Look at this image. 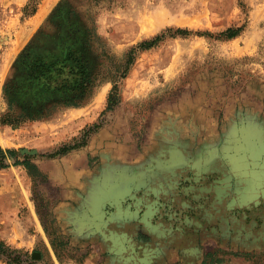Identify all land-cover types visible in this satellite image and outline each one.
<instances>
[{
  "label": "rangeland",
  "instance_id": "rangeland-1",
  "mask_svg": "<svg viewBox=\"0 0 264 264\" xmlns=\"http://www.w3.org/2000/svg\"><path fill=\"white\" fill-rule=\"evenodd\" d=\"M29 2L0 0V145L22 154L36 151L31 170H0V237L29 251L37 264H103V250L74 240L56 218L64 185L55 181L68 161L61 149L94 125L111 129L120 143L128 137L141 144L148 129L175 121L200 127L215 115L221 129L224 113L264 116V0H41L33 16L25 11ZM244 25L236 38L218 37ZM168 29L195 34L139 51L127 68L134 47ZM69 47L91 70L95 88L85 102L105 108L97 122L72 140L59 139V126L73 108L67 105L76 99L73 93H50L38 103L50 115L41 120L51 123L48 129L33 128L34 122L3 125L2 117L12 112L6 89L25 77L20 64L27 52L58 59ZM116 84L121 101L110 110Z\"/></svg>",
  "mask_w": 264,
  "mask_h": 264
},
{
  "label": "flooded vegetation",
  "instance_id": "flooded-vegetation-1",
  "mask_svg": "<svg viewBox=\"0 0 264 264\" xmlns=\"http://www.w3.org/2000/svg\"><path fill=\"white\" fill-rule=\"evenodd\" d=\"M232 116L224 113L226 131L218 129L219 146L225 148L224 156L229 159L226 162L237 168L227 175L215 172L217 167L210 161L207 164L204 153L194 160L180 158V148L185 150L186 144L204 139L197 131L184 135L185 130L173 129L164 136L159 130L148 129L138 144L140 148L152 143L158 146L149 161L157 168H167L173 152L179 157V168L168 170L171 173L164 175L165 186L148 193L154 199L142 202L143 223L133 222L124 228L129 231L131 243L127 248L115 249L113 255L118 253L132 264H264V116L251 118L239 112ZM211 117L208 121L215 115ZM100 129L87 137L82 135V145L66 156L86 147ZM240 148H257V154L240 158ZM129 203L138 209L141 201L130 199ZM112 223V230L121 225ZM105 256L109 258L107 253Z\"/></svg>",
  "mask_w": 264,
  "mask_h": 264
},
{
  "label": "crops",
  "instance_id": "crops-1",
  "mask_svg": "<svg viewBox=\"0 0 264 264\" xmlns=\"http://www.w3.org/2000/svg\"><path fill=\"white\" fill-rule=\"evenodd\" d=\"M104 109V107L97 109L94 103L87 102L82 106L68 109L66 115L70 119L59 126L61 131L57 133L58 138L72 140L81 131L97 122ZM50 124L48 121H36L32 127L44 130L48 129ZM171 124L173 125L170 127L166 125L156 131L159 130L167 136L173 129L185 130L184 135H190V131L195 130L198 136L204 138L199 139L198 143L194 140L186 144L185 150L180 148L182 160L189 158L194 160L202 155L200 153H204L207 164L211 162L210 165L217 167L218 171L215 172L219 174L227 175L226 173L237 169L233 166L234 163L226 162L229 159L224 156L225 148L219 146L220 132L213 120L202 122L200 127H197L196 122L182 124L175 121ZM222 128L225 132L227 124H223ZM157 148L158 146L153 143L140 148L137 142L128 137L120 143L119 136L113 134L111 129L104 127L92 136L86 147L64 157H68V161L64 166L62 179L59 182L55 181V185H64L62 192L58 194L59 202L55 207L56 218L79 243L99 242L98 245L95 244L96 249L101 247L109 256L103 264H132L124 257H120L118 253L113 255L115 249L123 246L127 248L131 243L129 231L124 228L133 225V222L143 223L141 218L145 215L141 214L142 202L153 201L154 198L148 193L151 194L152 189L157 190L160 186H165V173L169 174L171 170L179 168L177 167L179 157L173 152V160L168 169L159 164L160 168L154 166L149 158L154 156ZM240 149L237 150L240 158L243 154L247 156L257 154V148ZM90 157L95 161L90 163ZM204 173L210 174L209 171ZM140 194L144 195L139 197ZM130 199L141 201L138 209H134V206L129 203ZM112 222H119L121 225L118 224L119 227L112 230L110 225L115 224ZM139 264L145 263L139 261Z\"/></svg>",
  "mask_w": 264,
  "mask_h": 264
},
{
  "label": "trees",
  "instance_id": "trees-1",
  "mask_svg": "<svg viewBox=\"0 0 264 264\" xmlns=\"http://www.w3.org/2000/svg\"><path fill=\"white\" fill-rule=\"evenodd\" d=\"M40 1L30 0L25 8L26 13H30L31 16L35 15L38 11ZM244 29L245 25L231 27L221 32L218 37L222 39H233L241 35ZM192 34H195V32L188 29H168L153 39L141 42L129 52L127 68L134 63L137 52L152 49L168 37L190 36ZM196 34H201V32H196ZM69 48L64 51L60 58L49 60L43 59V56H37L27 52L20 64L25 73V77L17 81V83L8 85L6 89V99L12 112L2 117L1 121L3 125L8 124L13 127H19L27 122H36L48 118L50 115L46 114L45 106L41 104L43 106L39 107L38 103L47 100L46 97L50 93H73L74 99L76 100L74 103H69L67 105L69 107H79L85 103L95 88L91 70L86 62V58L81 54L79 55L80 52L78 53ZM126 77L127 73L125 72L122 78ZM120 101L119 86L116 84L108 98V109L113 110L120 104ZM16 108H18L20 113L17 116ZM99 127V125H95L84 131L83 137L89 136ZM84 141L86 142L85 139ZM81 145L80 140H76L74 144L65 145L61 149V153H67ZM32 159L30 155H23L22 150L14 148L4 149L0 145V170L8 169L12 166H24L28 170H31L34 167ZM0 261L6 264H37V259L29 251L9 245L1 237Z\"/></svg>",
  "mask_w": 264,
  "mask_h": 264
},
{
  "label": "bare ground",
  "instance_id": "bare-ground-1",
  "mask_svg": "<svg viewBox=\"0 0 264 264\" xmlns=\"http://www.w3.org/2000/svg\"><path fill=\"white\" fill-rule=\"evenodd\" d=\"M106 90H107V88H104L103 91H102V95H101V99H102V100H104V98H105V95H106V93H107ZM102 100H101V101H102ZM214 143H215V142H214ZM210 144H211V143H210ZM215 145H216V144H215ZM93 193H94V192H93ZM75 228H76V227H75ZM114 248H115V246H114ZM116 251H117V250H116Z\"/></svg>",
  "mask_w": 264,
  "mask_h": 264
},
{
  "label": "water",
  "instance_id": "water-1",
  "mask_svg": "<svg viewBox=\"0 0 264 264\" xmlns=\"http://www.w3.org/2000/svg\"><path fill=\"white\" fill-rule=\"evenodd\" d=\"M23 154L32 156V155L36 154V151H28V150H26Z\"/></svg>",
  "mask_w": 264,
  "mask_h": 264
}]
</instances>
